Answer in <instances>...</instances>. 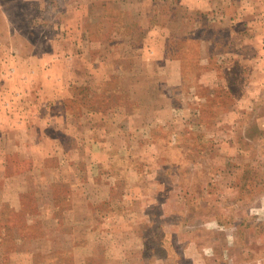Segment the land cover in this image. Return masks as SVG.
I'll return each mask as SVG.
<instances>
[{
  "label": "rangeland",
  "instance_id": "obj_1",
  "mask_svg": "<svg viewBox=\"0 0 264 264\" xmlns=\"http://www.w3.org/2000/svg\"><path fill=\"white\" fill-rule=\"evenodd\" d=\"M0 264H264V0H0Z\"/></svg>",
  "mask_w": 264,
  "mask_h": 264
},
{
  "label": "crops",
  "instance_id": "obj_2",
  "mask_svg": "<svg viewBox=\"0 0 264 264\" xmlns=\"http://www.w3.org/2000/svg\"><path fill=\"white\" fill-rule=\"evenodd\" d=\"M49 54H50V52L48 51V52H46L45 54H42L41 56H38V57L33 56V57H31V58H39V59L41 58L42 60H44V61H46V62L48 63L49 60L52 58V57L49 56ZM59 57H60V56H59ZM59 57H57V58H59ZM21 58L24 59V57H22V56H21ZM62 58H63V57H62ZM32 62H33V59H31V63H32ZM47 63H46V64H47ZM68 86H71V85H68ZM68 167L70 168V165H68ZM62 181H63V183H66V184L69 183V184H71V186L74 185V189H75L74 191H76V192H79L80 190H82V189H80V188H81V186H80V183H81V182H80V181H79V182H75V181H74L75 183L72 182L71 179H67V180H66V179H63ZM71 215H72V216H76V217H78V218L83 217V214L81 215L80 213H77L76 211H72V212H71Z\"/></svg>",
  "mask_w": 264,
  "mask_h": 264
}]
</instances>
